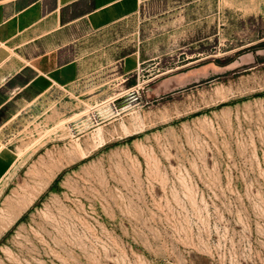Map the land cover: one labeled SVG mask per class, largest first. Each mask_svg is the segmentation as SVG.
<instances>
[{"label": "rangeland", "instance_id": "obj_1", "mask_svg": "<svg viewBox=\"0 0 264 264\" xmlns=\"http://www.w3.org/2000/svg\"><path fill=\"white\" fill-rule=\"evenodd\" d=\"M91 43L0 114V264H264V0H153Z\"/></svg>", "mask_w": 264, "mask_h": 264}, {"label": "crops", "instance_id": "obj_2", "mask_svg": "<svg viewBox=\"0 0 264 264\" xmlns=\"http://www.w3.org/2000/svg\"><path fill=\"white\" fill-rule=\"evenodd\" d=\"M152 1L0 0V114L16 97L24 101L54 85L76 82L86 63L94 59L91 42L95 34ZM107 68L116 85L131 79L139 82L144 76L136 51L117 57ZM17 160L15 149L0 139V182Z\"/></svg>", "mask_w": 264, "mask_h": 264}, {"label": "built area", "instance_id": "obj_3", "mask_svg": "<svg viewBox=\"0 0 264 264\" xmlns=\"http://www.w3.org/2000/svg\"><path fill=\"white\" fill-rule=\"evenodd\" d=\"M140 88V83L136 84L135 86L131 87L128 89V92L124 94V98L123 99H127V98H136V93H138Z\"/></svg>", "mask_w": 264, "mask_h": 264}, {"label": "bare ground", "instance_id": "obj_4", "mask_svg": "<svg viewBox=\"0 0 264 264\" xmlns=\"http://www.w3.org/2000/svg\"><path fill=\"white\" fill-rule=\"evenodd\" d=\"M140 85H141V83H140ZM123 98H124V94L121 97H119V98H115V100H113V101H122V100H124Z\"/></svg>", "mask_w": 264, "mask_h": 264}]
</instances>
